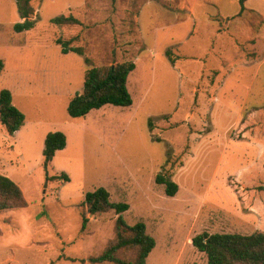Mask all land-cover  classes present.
<instances>
[{
  "label": "rangeland",
  "instance_id": "rangeland-1",
  "mask_svg": "<svg viewBox=\"0 0 264 264\" xmlns=\"http://www.w3.org/2000/svg\"><path fill=\"white\" fill-rule=\"evenodd\" d=\"M32 3L36 26L18 33L14 26L23 20L17 0H0V94L13 93L31 131L28 139L11 136L0 123V174L22 188L28 203L0 212V264H92L88 259L115 238L117 218L114 210L87 213L85 196L99 187L113 202L130 204L126 221L145 223L156 239L148 264H208L192 238L203 231L238 232L241 222L235 207L221 205L207 184L215 174L218 188L235 189L226 173L243 149L239 130L243 121L253 122L256 102L243 87L233 85L234 93L224 98L214 86L222 78L250 84L257 61L264 78V47H257L262 14L225 20L207 5L192 9L187 0ZM219 6L241 8L239 0ZM71 14L83 24L59 27L52 21ZM60 37L74 39L85 54H63ZM127 61L136 64L128 79L132 106L106 105L84 118L69 115L91 66ZM18 62L27 66L29 83L17 79L24 73ZM54 71L62 75L56 74L57 81ZM51 86L57 91L47 90ZM196 88H205L202 98ZM55 131L64 132L68 144L46 169L45 137ZM159 174L179 183L175 197L157 184ZM135 252L123 256L134 260Z\"/></svg>",
  "mask_w": 264,
  "mask_h": 264
},
{
  "label": "trees",
  "instance_id": "trees-1",
  "mask_svg": "<svg viewBox=\"0 0 264 264\" xmlns=\"http://www.w3.org/2000/svg\"><path fill=\"white\" fill-rule=\"evenodd\" d=\"M241 0L242 10L245 9ZM33 0H17V5L22 22L15 24L16 32L35 28L33 19L35 8ZM53 23L59 27L82 25V21L74 15H60L53 18ZM74 39H57L63 54L77 53L84 55L83 47L73 45ZM86 58V63H91ZM4 69V62L0 60V78ZM136 69L133 61L108 66H91L85 76L83 91L77 92L68 105V113L73 118H84L92 110L103 108L106 105L130 107L133 97L128 87L130 74ZM13 93L9 89L2 90L0 94V123L11 136H15L26 122V114L20 110L13 101ZM257 125H264L258 121ZM251 128L245 121L239 130L240 136ZM68 144V137L62 131L49 132L45 139L43 150L44 166L46 169L53 162L57 152L64 150ZM65 180L70 178L65 176ZM156 182L165 186V193L175 197L179 192V184L171 177L157 175ZM236 190L239 184L233 182ZM264 186L249 188L247 191H261ZM28 203L22 188L10 177L0 174V212L24 208ZM87 213L99 215L114 210L117 218L115 223V238L112 239L103 252L92 256L88 261L92 264L111 262L113 264H148L149 255L155 249L156 239L147 232V225L138 222L130 225L125 219V213L130 210V204L113 202L111 194L105 187H99L88 192L85 196ZM89 222L87 214L83 216V228ZM193 246L208 257V264H264V232L256 231L250 235L240 233H210L203 231L192 238ZM135 250V259L123 256V253ZM85 262V259L81 260Z\"/></svg>",
  "mask_w": 264,
  "mask_h": 264
},
{
  "label": "crops",
  "instance_id": "crops-1",
  "mask_svg": "<svg viewBox=\"0 0 264 264\" xmlns=\"http://www.w3.org/2000/svg\"><path fill=\"white\" fill-rule=\"evenodd\" d=\"M187 2L192 5V9L193 6L195 5H201V4L207 5V7L209 8L208 11L216 12L219 17L221 16L225 20L240 18L243 16L245 12L248 13L251 11L258 12L262 14V16L264 17V0H245L244 10H242L241 0H239L241 5L240 10L233 9L230 11H226L224 10V8L219 6L220 4H222V0H187ZM193 13H195L194 10ZM257 36L259 37L257 47L263 49L264 31L262 33H259ZM20 63H22L23 65ZM257 64H258L257 71H255L256 75L255 74L253 75L252 79L250 80V84L244 85L243 81L245 79H241V80L236 79L235 81L232 78H230V80H228L227 78H222L218 80L216 82V85L214 86V87L219 86L221 90L220 93L224 98L226 97L228 98L230 97L228 94L234 93L235 89H233L234 87L233 85H235L236 87H243V89L247 90L248 96L255 95L256 102L254 106H252V110L250 112V116L253 119V122L245 121L246 123L251 124V128L245 131L242 134V136L239 135V139L237 140V142L239 143L240 147L243 149L235 154L234 162L232 161L229 164V169L227 170L226 173V175L228 174L230 177H233V182L238 183L240 185L239 190L237 191L235 187H234L235 189H232L230 185L223 186V189L218 188L217 185L218 177L215 174L211 176L207 184V188L209 190L208 192L211 193L213 191L215 197L218 198L219 203L221 205L228 207L231 204L235 207V209L237 210L236 218L238 221L241 222V225L237 226L239 231L234 233H240L244 235H250L256 231L264 232V190L254 191V192L247 191V189L249 188L264 186V125L256 124L258 121H264V78L262 79V75L260 74L261 73L260 61H257ZM17 65H18L17 69L21 71L24 70V73L21 72V74L19 73L17 75L18 76L17 79L24 80V82L29 83L30 77H28L29 75L27 76L25 75V73L27 72L25 71L27 70V66L23 62H18ZM52 74H54L55 76V77L53 76L54 78L53 80L56 81L58 78L57 75L59 76V78L62 77L61 73L57 74V72L55 71ZM259 81H261L260 85H259ZM59 82H62V79H60ZM214 87H212L211 89H215ZM54 88L52 86L50 88L47 87V90ZM204 90L205 88H196L195 94L199 95L202 98L205 93ZM55 91H57V88H55ZM27 127H28V122L26 120L22 128L16 132L15 137L21 136L24 139L30 138L31 131H26ZM232 144H234V142H230L228 146L231 147ZM229 150L226 149L223 153V156L224 155L226 156ZM239 158L241 159L238 161ZM208 232L213 233L211 231Z\"/></svg>",
  "mask_w": 264,
  "mask_h": 264
},
{
  "label": "water",
  "instance_id": "water-1",
  "mask_svg": "<svg viewBox=\"0 0 264 264\" xmlns=\"http://www.w3.org/2000/svg\"><path fill=\"white\" fill-rule=\"evenodd\" d=\"M91 216H94L93 214H90Z\"/></svg>",
  "mask_w": 264,
  "mask_h": 264
}]
</instances>
